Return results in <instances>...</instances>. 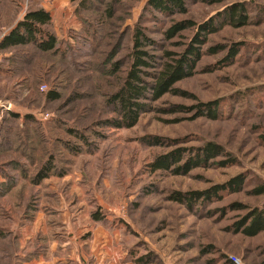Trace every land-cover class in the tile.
Instances as JSON below:
<instances>
[{"label":"rangeland","instance_id":"1","mask_svg":"<svg viewBox=\"0 0 264 264\" xmlns=\"http://www.w3.org/2000/svg\"><path fill=\"white\" fill-rule=\"evenodd\" d=\"M80 1L52 3L50 30L63 40L59 52L43 53L32 45L0 52V106L11 105L8 112L0 107V121L10 112L20 116L1 124L9 128L11 145L0 154V264H137L150 255V264H226L230 255L259 264L264 233L250 238L236 230L247 210L232 206L248 209L264 202L250 194L264 182V0H252L251 22L240 27L223 23L229 4L187 0L186 15L164 17L145 9L147 0H96L87 9ZM29 2L0 0V41ZM109 4L116 15L104 21ZM184 20L216 27L196 75L176 85L186 95L153 103V110L131 129L103 126L115 117L105 103L129 70L134 31L139 28L154 41L158 50L147 51L162 58L165 50L183 53L195 36L193 29L182 38L164 39V31ZM237 44H242L240 53L229 59ZM218 46L227 50L207 53ZM102 63L109 65L104 73L97 67ZM115 63L119 72L111 73ZM53 91L60 100L47 99ZM211 103L220 105L217 120L200 116L196 108ZM180 107L189 111L172 113ZM27 115L41 123L50 141L46 147L59 161L57 175L39 185L32 180L47 155L33 137L34 127L25 122ZM64 125L80 128L88 144L70 137ZM23 136L27 153L35 158L19 150ZM62 140L83 151L72 154ZM208 144L222 146L229 157L180 175L152 171L164 155ZM227 159L236 165L222 167L220 161ZM62 171L65 175L58 176ZM234 180L242 183L239 191L221 192L220 199L203 205L188 207L172 199L174 193L209 191ZM98 213L101 221L93 218Z\"/></svg>","mask_w":264,"mask_h":264},{"label":"trees","instance_id":"2","mask_svg":"<svg viewBox=\"0 0 264 264\" xmlns=\"http://www.w3.org/2000/svg\"><path fill=\"white\" fill-rule=\"evenodd\" d=\"M77 2L78 0H72ZM96 0H82L80 4L82 8H88L95 4ZM99 2L101 0H98ZM124 0H114V2H123ZM193 1V0H192ZM197 2L208 3L211 5H223L229 4L227 7V13L223 15V23L233 26H245L251 22L248 6H253V1L247 0L246 2H235V0H194ZM234 1L233 3H231ZM230 2V3H229ZM248 3V5H247ZM23 6V5H22ZM95 6V5H94ZM114 5L109 4L108 9L102 14V20L110 21L115 18L116 9ZM188 1L187 0H147L145 9H150L152 12L159 13L164 17H172L175 15H186L188 13ZM227 6V5H226ZM255 7V6H254ZM229 8V9H228ZM260 7H258L259 9ZM22 18L16 22L14 28L11 29L4 38L0 41V52H4L11 49H17L20 47L32 45L43 53H56L60 50V44L63 40L56 32L50 30L52 24L51 14L42 6L41 0H30L28 9L22 7ZM95 9V8H94ZM254 10V9H253ZM256 10V8H255ZM261 13V11H260ZM195 30V36L189 44L186 45L183 53H174L173 51H163V57L159 58L150 53V49L158 50V46L154 41L149 39L145 33L139 28L134 31L133 35V47L131 51V64L127 71L126 77L123 80L122 85L113 95H111L105 106L109 108L108 111H112L115 114L113 119H108L101 124L103 126L112 127L115 129H131L135 127L141 117L153 110L152 104L159 102L167 95L172 96H185L176 85L186 79L192 78L197 73V66L202 60L206 51L203 50L204 46L208 42V36H210L216 27L213 22H209L205 25H196L192 20H184L180 22H174L169 29L163 32L164 39L171 41L177 38H182V34ZM242 44L235 45L229 52V59H234L240 53ZM182 46V44H178ZM244 46V45H243ZM163 50V49H162ZM226 47L218 46L210 48L207 53L215 55L219 52L226 51ZM61 52V51H60ZM61 54L65 56L67 53L62 50ZM9 59H5L7 62ZM12 60V59H11ZM98 71L104 73L108 70L109 65L102 63L98 65ZM0 74H4L3 69L0 67ZM119 72V64L112 65L111 73ZM7 73V72H6ZM61 98V94L53 91L49 93L47 99L49 101H58ZM200 116H207L213 120H217L220 115V105L218 103H211L208 105H199L196 107ZM188 108H179L172 113L186 112ZM9 120L3 119L0 121V154H6L10 150L11 141L8 140L9 128L2 127L5 121L16 122L20 119V116L14 112L8 114ZM25 122L31 124L33 129V137L36 143L44 149L45 156L47 157L41 162L40 170L36 177L32 180L35 185L41 184L51 176L57 175L55 173L56 166H58V158L56 154L46 147L50 144V141L43 133V127L39 121H37L32 115L24 117ZM64 130L70 137H76L82 144H88L86 135L81 132L80 128H69L64 125ZM264 142V134L261 135ZM22 139L24 141H22ZM18 148L24 156L32 159L35 155L29 154V149L26 147V140L24 136L18 139ZM62 145L66 150L74 155L81 153L83 150L80 146L75 144H69L68 141L62 140ZM38 147V146H37ZM46 147V148H45ZM85 147V146H84ZM35 150V149H34ZM191 152L189 158H185L186 152ZM179 150L158 158L152 165V171H171L174 174L187 173V168L200 167L203 163L206 166H210L215 162L217 158L229 157L228 153L220 145L208 144L203 148L197 150ZM187 159V160H186ZM190 159V160H188ZM188 161H190L188 163ZM186 162V164H185ZM179 164H182L181 166ZM222 167L234 166L236 163L232 159L226 161H220ZM170 166H177L174 170H170ZM64 176L65 172L58 173V176ZM241 182L237 180L231 181L226 185L216 186L209 191L203 192H190L187 194L174 193L172 199L185 204L188 207H192L198 204H205L213 199H220L221 192H237L241 188ZM253 197L264 198V182L254 187L250 192ZM247 206L236 203L232 206L233 210L245 211L246 216L241 221L236 223L235 229L240 230L245 236L250 238H256L264 233V202L262 205L246 208ZM99 215V216H98ZM94 220L101 221L103 217L98 213L93 215ZM240 227V228H239ZM151 255L137 259V264H150ZM243 260L246 262L247 257ZM226 264H232L228 259ZM264 264V259L259 262Z\"/></svg>","mask_w":264,"mask_h":264},{"label":"built area","instance_id":"3","mask_svg":"<svg viewBox=\"0 0 264 264\" xmlns=\"http://www.w3.org/2000/svg\"><path fill=\"white\" fill-rule=\"evenodd\" d=\"M47 90V87L46 86H43L41 87V91L42 92H45ZM1 109L5 112H8L11 110V105H8V106H0ZM228 260L232 263V264H248L247 262H245L243 259H241L240 257L238 256H235V255H230L228 257Z\"/></svg>","mask_w":264,"mask_h":264},{"label":"crops","instance_id":"4","mask_svg":"<svg viewBox=\"0 0 264 264\" xmlns=\"http://www.w3.org/2000/svg\"><path fill=\"white\" fill-rule=\"evenodd\" d=\"M48 1H50V0H41V3H42V6L51 14L52 19H53L54 14H55L54 10L56 9V5L52 4V3H57L59 1H67V0H53L51 3H48ZM56 33L59 36L58 31ZM0 59H1V57H0Z\"/></svg>","mask_w":264,"mask_h":264}]
</instances>
